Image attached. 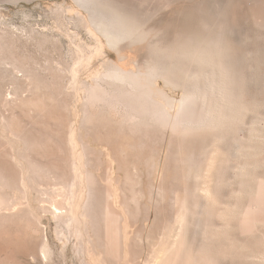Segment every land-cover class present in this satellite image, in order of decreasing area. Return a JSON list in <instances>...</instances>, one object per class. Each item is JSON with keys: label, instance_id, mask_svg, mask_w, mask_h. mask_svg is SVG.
<instances>
[{"label": "rangeland", "instance_id": "374dc122", "mask_svg": "<svg viewBox=\"0 0 264 264\" xmlns=\"http://www.w3.org/2000/svg\"><path fill=\"white\" fill-rule=\"evenodd\" d=\"M126 1L147 19L168 10ZM87 10L78 0H0V199L13 203L0 213V264H153L175 238L181 202L176 243L188 264H264V63L239 80L238 99L226 90L210 127L130 124L120 103L89 102L88 88L120 87L103 73L135 68L142 45L119 56Z\"/></svg>", "mask_w": 264, "mask_h": 264}, {"label": "bare ground", "instance_id": "6f19581e", "mask_svg": "<svg viewBox=\"0 0 264 264\" xmlns=\"http://www.w3.org/2000/svg\"><path fill=\"white\" fill-rule=\"evenodd\" d=\"M78 1L88 9L91 28L103 36L107 46L119 51L131 42L142 45L135 68L127 67L126 63H113L103 73L111 82L121 83L123 87L115 85L109 90L102 89L98 83L87 86L89 102L106 100L113 107L112 103L116 107L120 103L124 107V118L130 124L138 119L136 117L149 116L150 120L175 130L210 127L216 118L217 103L226 90L232 91L233 98L238 99L239 80L255 77L256 66L264 63V0H163L161 6L168 10L157 19H153V15L147 19L146 13L134 16L133 7L126 0ZM118 53L120 56L123 52ZM158 80L165 86L179 88V96L166 95L165 90L156 88ZM157 94L163 95L162 101L156 99ZM174 106L175 112L171 114ZM225 128L228 131V126ZM72 168L76 169L74 163ZM49 204V209L55 213L58 207L52 201ZM183 205L181 202L177 210L178 231L175 234L173 231L172 244L168 242L171 245L163 246L154 254L153 264H188L182 257L183 246L176 243L183 244L181 237L186 219ZM12 207L13 203L6 204L0 199L1 215ZM205 264L214 262L210 260Z\"/></svg>", "mask_w": 264, "mask_h": 264}]
</instances>
